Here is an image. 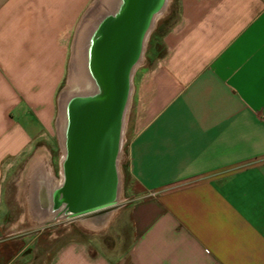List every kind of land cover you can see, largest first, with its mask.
Returning <instances> with one entry per match:
<instances>
[{
	"label": "crops",
	"instance_id": "obj_1",
	"mask_svg": "<svg viewBox=\"0 0 264 264\" xmlns=\"http://www.w3.org/2000/svg\"><path fill=\"white\" fill-rule=\"evenodd\" d=\"M91 1L0 0V264L37 251L7 219L9 173L53 125ZM171 4L164 55L131 94L128 246L113 256L68 236L42 264H264V0ZM40 209L33 198L24 210Z\"/></svg>",
	"mask_w": 264,
	"mask_h": 264
},
{
	"label": "water",
	"instance_id": "obj_2",
	"mask_svg": "<svg viewBox=\"0 0 264 264\" xmlns=\"http://www.w3.org/2000/svg\"><path fill=\"white\" fill-rule=\"evenodd\" d=\"M164 3L118 0L115 11L89 34L86 68L94 89L70 96L59 108V116L65 118L63 160L52 202L55 209L65 212L66 219L100 213L116 204L117 158L122 120L131 98L132 70Z\"/></svg>",
	"mask_w": 264,
	"mask_h": 264
},
{
	"label": "rangeland",
	"instance_id": "obj_3",
	"mask_svg": "<svg viewBox=\"0 0 264 264\" xmlns=\"http://www.w3.org/2000/svg\"><path fill=\"white\" fill-rule=\"evenodd\" d=\"M168 9L172 7L169 0ZM107 9L106 0H92L84 11L82 18L75 27L74 35L70 38L68 47V64L65 69V77L56 93L54 122L49 132L45 133L43 140L34 148L27 156L26 161L20 162L14 166L9 173L11 177L7 189V199L10 204V212L8 213V221L14 222L21 220L19 224L20 235L26 236L30 244V249L26 254L31 253L32 249L37 251L32 255L31 264H42V260L48 257L56 244L68 236L80 238L96 239L102 248L106 249L113 256L121 254L128 246L131 239V227L127 215V208L131 203L130 195L137 192V187L124 174V166L126 165L125 150L129 133V118L131 111L132 95L126 113L124 114V124L122 132V140L120 151L117 158V170L120 179V185L117 191V201L115 206L96 214L82 216L74 219H57L51 224H36V218L39 216L38 211L24 210L29 207L30 201L33 199L34 189L33 182L36 177L37 183L42 181L48 182L47 172L54 177L53 181L60 180V163L62 156V126L59 119V108L67 99L70 98L74 88L70 87V69L73 68L75 60L74 46L76 42L77 31L86 24L93 21L100 11ZM163 14L156 20L153 28L144 44L142 51V60L137 66L132 77V91L137 85L140 76L147 74V70L153 67L156 60H161L166 46L162 40L164 30ZM160 35V36H159ZM74 63V64H73ZM56 169V167H58ZM40 168V169H39ZM48 185H52L48 182ZM25 222V223H24ZM70 232L67 233L66 229ZM57 237V238H53Z\"/></svg>",
	"mask_w": 264,
	"mask_h": 264
},
{
	"label": "bare ground",
	"instance_id": "obj_4",
	"mask_svg": "<svg viewBox=\"0 0 264 264\" xmlns=\"http://www.w3.org/2000/svg\"><path fill=\"white\" fill-rule=\"evenodd\" d=\"M169 0H165L163 9L158 12L155 17L152 20L151 23V27L149 29V31L147 32L144 41H143V48H144V44L146 42V39L149 35V32L151 31V29L154 26V23L156 22V20L162 15L165 6L167 5ZM118 0H106V5H107V9H103L102 11L99 12L98 16L96 18H94L93 21H88L86 22V24L83 26V28L79 29L77 37H76V42H75V46H74V55H73V59L75 60V64L73 66V68L71 67L70 69V87H73V93H71V96L74 95H78V93H89L94 89V85L92 82V79L90 78V76L88 75L87 72V68H86V45H87V40L89 38V34L91 33L92 28H94L98 22H100L103 18H105L106 16L112 14L115 9H116V5H117ZM142 48V51H143ZM142 60V55L140 56V58L138 59V61L136 62L135 66L133 67L132 70V77L133 74L137 68V66L140 64ZM131 86H132V81H131ZM131 94H132V87H131ZM130 103V98L128 100V103L126 105L125 108V112L126 113L128 106ZM125 116V115H124ZM60 122H61V126H62V131L64 130L63 127L65 126L64 120L65 118H63V116H59ZM123 124H124V118L122 120V132H123ZM122 132H121V137H120V144H121V140H122ZM62 142H63V136H62ZM62 148H63V144H62ZM63 158L61 157V162H62ZM61 165V164H60ZM50 176L49 172H47V177ZM46 177V178H47ZM46 181L51 182L52 185H48V182H43L40 181L39 185L37 186V190L35 193V196L33 197L34 200L36 201V203L40 206V210H38V214L39 216L36 218V224H51L52 222H54L55 220H59V219H66V214L65 212H63V210L61 208L59 209H55V207L53 206V202H52V193L53 190L55 188H57L60 185L61 179L58 181H50V179L48 178ZM37 212V210H36ZM25 223V222H24ZM20 227V226H19Z\"/></svg>",
	"mask_w": 264,
	"mask_h": 264
},
{
	"label": "trees",
	"instance_id": "obj_5",
	"mask_svg": "<svg viewBox=\"0 0 264 264\" xmlns=\"http://www.w3.org/2000/svg\"><path fill=\"white\" fill-rule=\"evenodd\" d=\"M123 170H124L125 176L127 177L128 176V173H127V165L124 166V169Z\"/></svg>",
	"mask_w": 264,
	"mask_h": 264
},
{
	"label": "flooded vegetation",
	"instance_id": "obj_6",
	"mask_svg": "<svg viewBox=\"0 0 264 264\" xmlns=\"http://www.w3.org/2000/svg\"><path fill=\"white\" fill-rule=\"evenodd\" d=\"M61 157H63V151H62V156ZM61 164V163H60ZM59 168V166L58 167H56V169H58ZM60 169V168H59Z\"/></svg>",
	"mask_w": 264,
	"mask_h": 264
}]
</instances>
